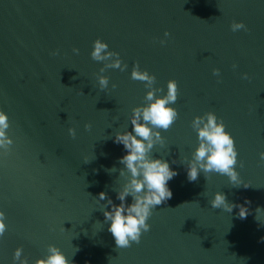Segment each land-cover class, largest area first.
Returning a JSON list of instances; mask_svg holds the SVG:
<instances>
[{"label":"water","instance_id":"1","mask_svg":"<svg viewBox=\"0 0 264 264\" xmlns=\"http://www.w3.org/2000/svg\"><path fill=\"white\" fill-rule=\"evenodd\" d=\"M233 21L248 30L231 31ZM97 38L119 53L125 71L99 73L104 62L90 57ZM137 62L163 89L157 95L169 79L177 83L170 106L178 119L161 130L164 143L149 155L178 174L168 182L171 198L146 221L150 230L138 244L116 249L102 213L106 201L96 196L105 192L120 203L125 150L112 137L131 131V109L146 103L144 82L130 78ZM97 74L108 77L107 89ZM0 111L13 140L7 154L0 149V264H13L17 247L34 264L49 244L69 264H264V225L255 219L257 207L264 219V0H0ZM208 111L232 136L236 171L248 188L217 173L188 181L198 143L191 121ZM217 191L233 204L250 201L247 217L240 219L238 208H211Z\"/></svg>","mask_w":264,"mask_h":264},{"label":"clouds","instance_id":"2","mask_svg":"<svg viewBox=\"0 0 264 264\" xmlns=\"http://www.w3.org/2000/svg\"><path fill=\"white\" fill-rule=\"evenodd\" d=\"M233 32L243 29L247 31L243 22L233 21L230 24ZM167 37L169 33L165 31ZM161 44L165 41L161 40ZM74 54H79V49L73 48ZM51 55H57L53 51ZM92 60L104 62L99 73L105 69H119L125 71L127 64L123 63L119 53L108 50V45L97 38L92 41L90 52ZM233 68L236 67L234 64ZM212 74L219 77V69L213 68ZM130 78L144 82V87L148 89L145 93L146 103L133 107L128 120L131 131H116L112 137L113 142L123 146L125 154L118 158V163L122 165L119 177L124 178V182L115 191L116 199L119 204L113 203L105 192L97 194L99 201H106L102 210L104 222L107 223V231L112 235L116 249H125L133 243L140 242L141 235L150 230V225L146 222L152 215L153 209L165 203L171 198L172 192L168 187V182L178 173L171 169L167 160L154 158L149 155L155 145H163L164 137L162 131H167L178 119V112L170 105L174 104L178 96V87L174 79H169L166 83V93L157 95L163 91L155 88V76L147 70H141L139 63H134L130 72ZM242 79H249L247 73L241 74ZM96 79L101 90L108 87V77L97 74ZM219 82V81H218ZM116 87L112 84V88ZM10 124L8 116L0 111V149L7 154L13 140L7 134ZM191 127L196 132L197 146L191 154V159L187 161L186 173L189 182H194L203 173L208 181L210 173H217L228 178L229 184L233 187L248 188L249 184L241 181L236 171L237 150L232 136L225 131L222 119L218 118L213 112L208 111L203 115L194 116ZM86 131L91 129L90 124H85ZM68 135L73 139L76 136L74 128H68ZM259 158L264 161V152L259 153ZM90 161L85 158V163ZM240 167L243 163L240 162ZM108 172H115L117 168L113 166L107 169ZM131 197V203H126V198ZM208 203L213 209H221L227 213H232L233 208H238V217L245 219L249 214V209L245 206L251 203L245 200V205L233 204L228 202L223 192H215ZM260 207L255 209V219L264 225V219L260 217ZM5 214L0 211V236L6 231ZM22 249L17 247L13 251V264H28L27 258H21ZM34 264H69L64 254L56 246H47V255L38 258Z\"/></svg>","mask_w":264,"mask_h":264}]
</instances>
